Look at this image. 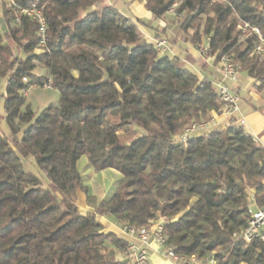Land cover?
I'll return each mask as SVG.
<instances>
[{
  "label": "trees",
  "instance_id": "1",
  "mask_svg": "<svg viewBox=\"0 0 264 264\" xmlns=\"http://www.w3.org/2000/svg\"><path fill=\"white\" fill-rule=\"evenodd\" d=\"M140 1L150 21H133L108 0H14L43 17L40 46L38 23L1 0L0 97L9 133L0 132V264H127V239L104 232L99 219L141 228L159 216L164 247L176 255L264 264V242L232 239L246 227L252 201L264 205V148L235 117L176 143L189 124L219 112L217 82L206 65L195 72L156 49L159 40L183 50L205 42L214 65L232 57L260 92L258 36L241 40L238 26H255L264 39V0ZM173 5L175 34L156 27L145 37L140 27L164 20ZM44 84L58 103L33 111L23 92ZM82 156L95 173L120 174L108 197L98 201L84 182ZM28 157L47 188L24 171ZM77 192L92 208L86 215Z\"/></svg>",
  "mask_w": 264,
  "mask_h": 264
},
{
  "label": "built area",
  "instance_id": "2",
  "mask_svg": "<svg viewBox=\"0 0 264 264\" xmlns=\"http://www.w3.org/2000/svg\"><path fill=\"white\" fill-rule=\"evenodd\" d=\"M6 1L10 6L15 7L18 13L26 15L38 23L39 44L42 46L44 44L43 34L45 30V21L39 11L34 6L17 7L14 0ZM174 7L175 5H173L167 14H173ZM16 22H18V19H16ZM238 29L240 31L241 40H245L251 35L258 36V41L253 45V54L262 58L264 56V39L260 36L259 30L248 23L241 24L238 26ZM156 49L160 54H165L168 51L166 42L164 40L157 41ZM197 51L201 56H209V49L205 45L200 46ZM219 63L221 67V79L215 84V87L220 108L219 112L214 115H221L225 118L235 117L239 113L238 96L231 90L229 82H235L237 80L240 66L230 56L223 57ZM42 88L49 89L50 85L44 84ZM23 94H26V91L23 92ZM215 124L216 121L213 116L206 121L191 123L185 127L174 140L176 143H186L192 136L208 133ZM248 214L246 227L240 232L234 233L232 239L242 240L246 243H250L254 240L264 242V205L257 206L252 201V204L249 206ZM165 221V217L159 216L148 221V223L141 228L129 226L121 228L122 234L133 239V242H128L124 251L127 264H149V250L153 245L161 249L165 257L174 264H215L212 258L197 259L194 256H179L170 248H165V237L163 235Z\"/></svg>",
  "mask_w": 264,
  "mask_h": 264
},
{
  "label": "crops",
  "instance_id": "3",
  "mask_svg": "<svg viewBox=\"0 0 264 264\" xmlns=\"http://www.w3.org/2000/svg\"><path fill=\"white\" fill-rule=\"evenodd\" d=\"M110 3L114 4L124 15L128 16L133 21L136 20H144L150 21L151 15L144 8V2L140 0H108ZM1 4V0H0ZM173 16V14H172ZM170 14H166L164 20L155 21L158 25L157 28H165L167 29V33L169 35H173L176 32V23L173 24L175 18H172ZM172 21V22H171ZM148 27H140L141 33L152 39V36L149 32H147ZM154 31V29H153ZM186 50H182L178 47H172L168 45V50L174 56L180 58L182 66L189 67L191 70L198 72L199 68L203 65H206L208 69H212L214 81L218 82L221 79V67L220 63L214 65V57L208 56L203 57L199 54V52L190 47L188 44L184 45ZM183 51L184 56L180 57V53ZM253 80L249 78L245 73H238L237 80L235 82H229V86L231 90L238 96V105H239V113L235 116V119L238 123H240L244 131L249 134L257 145H260L264 148V89L260 92H255L251 87ZM242 93L246 94V98H241L240 95ZM28 102V101H27ZM216 126H224L228 123L229 118H225L221 115H214ZM113 171V170H112ZM93 172V171H92ZM116 172V171H115ZM95 173V172H93ZM109 176L111 179H115V181L119 180L120 176L117 173L109 172ZM90 188V186L88 185ZM91 191V189H90ZM91 193L96 197L98 201L104 199L103 197H99ZM76 200L78 204V210L82 211L84 215L92 211L86 204V197L83 193L77 192ZM79 211V212H80ZM81 214V213H80ZM99 223L103 227V231H111L117 233L127 239L128 242H133L131 237L125 236L121 232V228L114 223L110 217H101L99 219ZM149 264H174L169 261L164 252L159 249L157 246L153 245L149 250Z\"/></svg>",
  "mask_w": 264,
  "mask_h": 264
},
{
  "label": "rangeland",
  "instance_id": "4",
  "mask_svg": "<svg viewBox=\"0 0 264 264\" xmlns=\"http://www.w3.org/2000/svg\"><path fill=\"white\" fill-rule=\"evenodd\" d=\"M170 15L172 16V14H170ZM172 18H175L174 21H176V22H173V24L174 23L177 24L178 18H176L174 16H172ZM156 27H158L157 23L155 21H152L151 27H148L146 30L151 35H153V33H154L153 28H156ZM173 33H175V32H173ZM204 44H205V42H203V45ZM183 48H185V47H183ZM183 51L179 52L180 57L184 56ZM209 71H212V69H209ZM34 72L37 75L42 73L40 69H36ZM211 78L214 81V77L212 76ZM4 90H5L4 81H1L0 93L3 94ZM24 95H25L26 101H28L31 104L32 110L38 111V112H40L41 109H43L46 106H56L58 103V99H59V94L56 90H54L53 88L44 89V88H42V86L30 87V88H28L26 94H24ZM240 97L244 99V98H246V94L242 93L240 95ZM4 116H5V112H4V108H3V98L0 97V132L3 133L4 135H8L9 130H8L7 125L5 123ZM22 164H23L24 171L30 172V173L36 175L40 179L42 186L46 187V188L48 187V181H47L46 177L44 176L43 173H41L39 171L34 160L31 157L23 158ZM77 170H78V172L81 173L84 182L90 186V189L94 194L98 195L99 197L106 198L113 192L114 185H115L116 181H115V179H111V176H109V172L117 173L114 170L112 171V170L108 169V170H104V171L99 172V173H93L92 170L88 166V160H87L86 156H82L78 160ZM117 174L120 176L119 173H117ZM76 205L78 206L77 200H76ZM80 213H81V215H84V213L82 211H80ZM118 258L120 259L121 256H118Z\"/></svg>",
  "mask_w": 264,
  "mask_h": 264
}]
</instances>
